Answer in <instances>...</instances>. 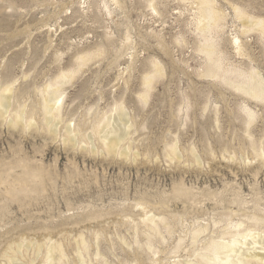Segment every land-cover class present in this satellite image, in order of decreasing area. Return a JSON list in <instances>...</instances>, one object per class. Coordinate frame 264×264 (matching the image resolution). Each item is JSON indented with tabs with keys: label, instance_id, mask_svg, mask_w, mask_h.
Returning a JSON list of instances; mask_svg holds the SVG:
<instances>
[{
	"label": "rangeland",
	"instance_id": "374dc122",
	"mask_svg": "<svg viewBox=\"0 0 264 264\" xmlns=\"http://www.w3.org/2000/svg\"><path fill=\"white\" fill-rule=\"evenodd\" d=\"M211 1L222 20L202 31L200 0H0V87L12 115L39 123L0 122V256L52 238L65 264H186L264 216V102L236 88L264 79V34L245 22H264V0ZM48 87L62 101L55 134L40 126ZM105 119L128 132L127 154L102 148ZM28 251L21 264L45 263V246Z\"/></svg>",
	"mask_w": 264,
	"mask_h": 264
},
{
	"label": "bare ground",
	"instance_id": "6f19581e",
	"mask_svg": "<svg viewBox=\"0 0 264 264\" xmlns=\"http://www.w3.org/2000/svg\"><path fill=\"white\" fill-rule=\"evenodd\" d=\"M236 12H237V16L239 18L245 17V14L241 10L237 9ZM198 14H199V19H200V24L202 22H204V25L202 27V31H207L210 28H218L220 26L219 24H220V21L222 20V15L219 12L214 10L211 0H200V8H199ZM245 22L247 23V25L250 24L251 27L259 28V30L264 34V22L263 21H255V20L248 19V21H245ZM235 41L237 43L238 39H236ZM203 51L212 60L213 55L215 54L214 46L210 45V44L206 45ZM207 73L211 76H213V74H215L213 69L212 70L209 69ZM69 77L70 76L68 74L62 75V78L59 80V83L65 81ZM151 81H152V78L147 77L145 84L147 86H150ZM236 88L238 90L242 91L243 93L249 95L250 97H252L258 101L261 100L264 102V79L259 74H256V77L251 74L249 77V81L246 84H238L236 86ZM58 93H59V88L53 89L51 87L50 88L48 87L45 90L41 101L39 102L40 103L39 109L42 111L41 113L43 115V119L41 120L42 122H41L40 126L42 127V125H43V130L47 129L49 132H51L50 134L56 133L55 124L57 126L58 122H60L59 119H61V103H62V101L60 99V96H58ZM15 97H17V96H15ZM13 98H14V92H13V88L11 85H6L4 87H0V122H1V125L6 124L7 126L12 127V128H15V129L18 128V129H21L20 131H22V132L28 131L34 126H36V128H37L38 127L37 125L39 123L36 124L35 122H33V120L29 119L28 118L29 116L27 117L25 115L26 111L25 112L22 111L20 113L17 112V113L12 115L10 110L12 107ZM144 98H146V96H144ZM116 112H118L117 116L119 117V120L123 121V117H125V114L122 112V109L119 108ZM26 114H28V113H26ZM110 120L109 119H105L103 121L101 120L102 121L101 124H100V122H99L100 125L98 124L99 127H97L98 128L97 131L99 129L104 131V135L101 136V138H99V139H101V144H102L101 146H103L102 148H104L109 154H112V153L113 154L119 153L118 155H120V154L123 155L125 153L127 154V152H125L126 150H122V151H119V150H120L121 143L123 142L125 137L127 138L128 132L124 131L123 133H120L119 130H117V129L116 130L115 129L109 130L108 129L109 126L112 125V123H110ZM55 121H57V122H55ZM51 124H52V126H50ZM125 125H127V124H125ZM70 128H71V126L65 127L67 136H65L66 139H64L63 141L69 142L73 146H76L77 142H78V140L76 139L77 132L75 134L74 133L75 131H73V130L71 131ZM125 129L129 130L130 125ZM73 133L76 136H73L74 135ZM99 136H100V134H99ZM72 148H74V147H72ZM171 153H172V156L175 157L177 155L176 149H172ZM169 158H170V156H169ZM170 159H172V158H170ZM12 163H11V165H12ZM20 164H19V167H20ZM24 167H26V165H24ZM10 168H8V170L13 169L12 167H10ZM3 171L4 170L1 171V173H3V174H0V180L3 183H9V181H7V179H6V177H8V176H6V175H10V174H8V172H3ZM29 172H30V170H29ZM26 175H28V173H26ZM33 176H34V174H33ZM15 182H19V181H17V179H16ZM9 184H8V187L10 186ZM10 190H11V188H10ZM14 190H15V188H14ZM12 191H13V189H12ZM12 197L17 199V197H14V196H12ZM145 214L144 215L146 217L144 218V222L148 221V222L155 224L156 216L155 215L148 216L147 213H145ZM249 221L252 222L253 228H250L248 230L245 229L246 230L245 232H236V234H233L232 236H230V238L228 240L210 242L206 246V250H205L204 254H200L198 256L197 261H195V262H193L194 260L189 261L186 264H264V216L261 217L258 214L251 215L249 217ZM244 225H245V223H243V224L241 223L237 226V228H240L242 226L244 227ZM200 233L201 232L198 231L194 234V236L197 237ZM51 239L48 240L43 245H37V243H33L30 241H29L30 243H28L26 240H22L21 243L20 242H12L7 247L6 251L4 249L3 254L0 256L1 257L0 258V264H21L19 262L20 260H19L18 256L20 255L21 259H24V256L22 255V251H28L29 249H31L32 251L33 250L35 251V252L33 251L34 254L37 253L39 256V254L42 253L43 246H45V248H46V253L44 255V259H45L44 264H52L54 262H56L58 264H65L68 257H67V254L65 252L63 245L61 243L53 242V240H51ZM11 241H13V240H11ZM26 242H27V244H26ZM76 242H78V241H76ZM77 246H78L77 247V255L81 259H83V251L87 250L86 243H85L83 238L81 239L80 242H78ZM36 255H34V256H36ZM80 264H86V263L84 262V260L83 261L81 260ZM177 264H178V262H177Z\"/></svg>",
	"mask_w": 264,
	"mask_h": 264
}]
</instances>
